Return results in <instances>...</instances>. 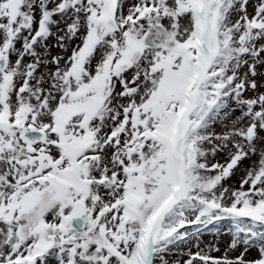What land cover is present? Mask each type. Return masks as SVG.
<instances>
[{
    "label": "snow or ice",
    "instance_id": "6c2138e0",
    "mask_svg": "<svg viewBox=\"0 0 264 264\" xmlns=\"http://www.w3.org/2000/svg\"><path fill=\"white\" fill-rule=\"evenodd\" d=\"M0 264H264V0H0Z\"/></svg>",
    "mask_w": 264,
    "mask_h": 264
},
{
    "label": "rangeland",
    "instance_id": "374dc122",
    "mask_svg": "<svg viewBox=\"0 0 264 264\" xmlns=\"http://www.w3.org/2000/svg\"><path fill=\"white\" fill-rule=\"evenodd\" d=\"M223 227H224V226H221L222 230H223ZM204 238H205L206 240H211V239H213V237L210 236V235H206ZM220 240H221V247H223L224 244L227 243V241L229 240V237H228L227 235H221Z\"/></svg>",
    "mask_w": 264,
    "mask_h": 264
}]
</instances>
